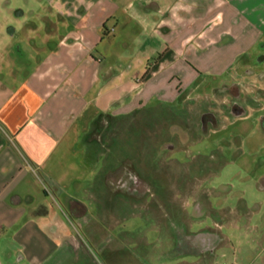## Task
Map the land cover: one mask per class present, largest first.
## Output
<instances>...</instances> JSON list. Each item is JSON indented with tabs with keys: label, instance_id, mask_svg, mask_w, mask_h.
Instances as JSON below:
<instances>
[{
	"label": "rangeland",
	"instance_id": "1",
	"mask_svg": "<svg viewBox=\"0 0 264 264\" xmlns=\"http://www.w3.org/2000/svg\"><path fill=\"white\" fill-rule=\"evenodd\" d=\"M45 1L0 0L4 35L29 56L45 32L27 22L40 24ZM120 1L145 3L151 15L156 5L181 11L156 15L163 50L172 26L186 27L165 67L183 91L94 129L101 155L76 192L81 205H64L83 218L67 215L66 238L46 264H264V0ZM122 25L106 37L111 63L120 49L158 58L159 42Z\"/></svg>",
	"mask_w": 264,
	"mask_h": 264
},
{
	"label": "crops",
	"instance_id": "2",
	"mask_svg": "<svg viewBox=\"0 0 264 264\" xmlns=\"http://www.w3.org/2000/svg\"><path fill=\"white\" fill-rule=\"evenodd\" d=\"M45 3L40 24L27 22L32 33L45 32L40 45L33 39L31 53L38 55L8 39L0 23V264H46L66 238L67 215L82 220L75 209L66 214L64 205H81L76 192L101 155L92 147L99 124L146 110L153 99L171 103L183 91L165 67L176 57L178 31L182 36L186 27L172 26L176 35L163 50L157 16L172 8L156 5L151 15L142 2L136 9L120 0ZM178 12L172 9V16ZM120 20L133 35L149 33L159 42L158 58L120 49L111 63L115 53L106 37Z\"/></svg>",
	"mask_w": 264,
	"mask_h": 264
},
{
	"label": "flooded vegetation",
	"instance_id": "3",
	"mask_svg": "<svg viewBox=\"0 0 264 264\" xmlns=\"http://www.w3.org/2000/svg\"><path fill=\"white\" fill-rule=\"evenodd\" d=\"M124 184V186L126 187V181L123 183ZM139 184H135L134 185V180L133 179H131V181H129V185H128V187H129V189H131L132 190V188H133V190L132 191H136L137 190V188H136V186H138ZM140 186V185H139Z\"/></svg>",
	"mask_w": 264,
	"mask_h": 264
},
{
	"label": "trees",
	"instance_id": "4",
	"mask_svg": "<svg viewBox=\"0 0 264 264\" xmlns=\"http://www.w3.org/2000/svg\"><path fill=\"white\" fill-rule=\"evenodd\" d=\"M104 34H105V33H104ZM104 34H103V35H104Z\"/></svg>",
	"mask_w": 264,
	"mask_h": 264
}]
</instances>
